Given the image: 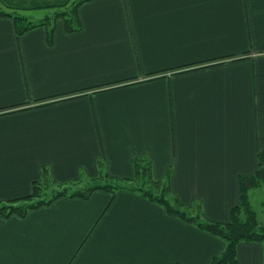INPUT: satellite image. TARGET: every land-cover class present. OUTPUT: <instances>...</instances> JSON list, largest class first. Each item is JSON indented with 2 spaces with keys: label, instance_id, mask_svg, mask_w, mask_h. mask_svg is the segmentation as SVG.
Returning a JSON list of instances; mask_svg holds the SVG:
<instances>
[{
  "label": "crops",
  "instance_id": "1",
  "mask_svg": "<svg viewBox=\"0 0 264 264\" xmlns=\"http://www.w3.org/2000/svg\"><path fill=\"white\" fill-rule=\"evenodd\" d=\"M15 31L0 15V200L33 183L131 178L134 158L209 220L264 150V0H86ZM77 182V184H79ZM224 241L140 194L59 195L0 213V264H208ZM236 264H264L240 241Z\"/></svg>",
  "mask_w": 264,
  "mask_h": 264
},
{
  "label": "trees",
  "instance_id": "2",
  "mask_svg": "<svg viewBox=\"0 0 264 264\" xmlns=\"http://www.w3.org/2000/svg\"><path fill=\"white\" fill-rule=\"evenodd\" d=\"M84 1L86 0H0L7 8L0 7V15L13 17L18 35L25 30L43 25L47 28V35L50 38L57 18L63 19L64 27L68 31L80 28L76 9ZM36 8H48L52 11H46L38 18H32L23 12ZM256 160V170L238 178V201L230 209L229 220L226 222L209 220L200 210L184 206L172 193L166 179L153 177L150 162L147 160L140 162L137 158H134L135 174L131 178L109 174L103 161H99V173L96 176H86L67 183H57L48 179L33 183L31 193L10 200H0V213L24 214L28 209L48 203L59 195L85 197L95 189H107L112 192L127 189L157 202L167 212L221 238L224 241V248L218 255L212 257L208 264H236L238 242L264 241V221L259 220L256 210L251 206L249 195L251 188H260L261 184H264V150L257 152ZM73 185L76 187H72Z\"/></svg>",
  "mask_w": 264,
  "mask_h": 264
},
{
  "label": "rangeland",
  "instance_id": "3",
  "mask_svg": "<svg viewBox=\"0 0 264 264\" xmlns=\"http://www.w3.org/2000/svg\"><path fill=\"white\" fill-rule=\"evenodd\" d=\"M0 7L3 9H7L1 2H0ZM46 11H52V10H49L48 8L23 10L24 13H27V15L31 16L32 18L41 17L45 14ZM72 187H76V186L73 185ZM249 195H250L251 206L256 210L259 220L264 221V184L263 185L261 184L260 188H254V189L251 188L249 191Z\"/></svg>",
  "mask_w": 264,
  "mask_h": 264
}]
</instances>
